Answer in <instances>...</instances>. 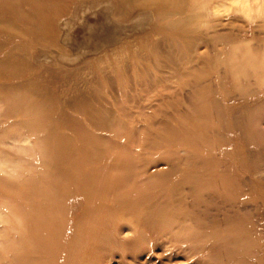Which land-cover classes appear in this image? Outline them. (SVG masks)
<instances>
[{
	"label": "rangeland",
	"instance_id": "obj_1",
	"mask_svg": "<svg viewBox=\"0 0 264 264\" xmlns=\"http://www.w3.org/2000/svg\"><path fill=\"white\" fill-rule=\"evenodd\" d=\"M91 1L0 0V264H264V0Z\"/></svg>",
	"mask_w": 264,
	"mask_h": 264
},
{
	"label": "bare ground",
	"instance_id": "obj_2",
	"mask_svg": "<svg viewBox=\"0 0 264 264\" xmlns=\"http://www.w3.org/2000/svg\"><path fill=\"white\" fill-rule=\"evenodd\" d=\"M91 0H89V2H90ZM96 1L97 0H93V1H91V2H93V6L95 5V3H96ZM124 1H126V6H128V4L131 2V0H124ZM129 2V3H128ZM92 5V4H91ZM92 6V7H93ZM121 8V7H120ZM121 11V10H120ZM119 14V13H118ZM88 101V100H87Z\"/></svg>",
	"mask_w": 264,
	"mask_h": 264
}]
</instances>
